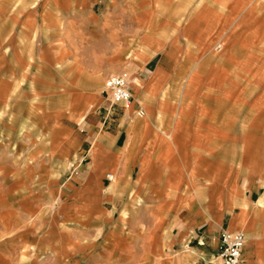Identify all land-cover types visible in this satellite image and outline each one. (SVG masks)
<instances>
[{"label":"crops","instance_id":"1","mask_svg":"<svg viewBox=\"0 0 264 264\" xmlns=\"http://www.w3.org/2000/svg\"><path fill=\"white\" fill-rule=\"evenodd\" d=\"M194 1L44 0L39 14L38 3L28 8L32 19L22 20V32L27 34L34 24L57 41L50 46L53 57L39 51L42 66L60 69L67 64L73 74L92 75L94 81L121 74L127 67L135 72L134 101L112 120L121 128L116 140L104 130L109 114L104 119L81 114L77 121L68 117L70 104L79 101L75 92L65 112L48 115L44 121L46 133L57 123L59 138L69 141L57 146L52 140L56 134L48 133L49 156L38 169L45 173L67 159H77L81 152L86 153L81 163L89 159V172L71 176L66 191H60L75 200L53 214L62 224L80 216L110 220L115 211L106 202L121 201L120 228L126 225L131 232L143 229L148 234L144 228L153 233L159 226L156 220H161L158 230L169 242L198 233L208 243V248L198 249L211 248V254L223 230L242 231L251 239L242 263L255 264V248L257 254L264 249V0H197L195 6ZM45 7L64 18L65 33L57 30L52 18L45 22ZM11 21H0V106L10 98L14 59L21 65L25 60L23 54L14 53ZM145 39L158 42V51L147 50L139 57L136 49L134 60L127 64L126 41L142 44ZM65 46L67 52L60 53ZM208 57L213 58L211 66ZM177 90L180 102L175 100ZM90 100L99 108L106 102L110 105L103 90L86 100L88 104ZM139 107L146 110L144 117L136 114ZM106 171L111 172L103 178ZM109 173L114 175L112 181L107 179ZM224 187L228 189L222 193ZM60 193L55 197H64ZM221 201L227 207L220 219L211 220L216 208L212 203ZM103 227L96 232H103ZM106 232L112 238H106L105 248H119L121 241L113 239L114 232ZM170 233L176 238L170 240ZM93 234L75 237L87 241L78 253L88 258L100 250ZM118 234L125 235L124 230ZM162 239L154 237L151 243L159 248ZM60 244V255H69V247Z\"/></svg>","mask_w":264,"mask_h":264},{"label":"rangeland","instance_id":"2","mask_svg":"<svg viewBox=\"0 0 264 264\" xmlns=\"http://www.w3.org/2000/svg\"><path fill=\"white\" fill-rule=\"evenodd\" d=\"M196 2L197 0L192 5L195 6ZM34 3V6L38 3L36 10L39 14L44 0H0V21L13 19L11 23L14 25L11 28L13 29L14 53L15 55L23 54L25 58L23 65L14 59L15 71L9 76L12 83L10 98L0 106V264H206L205 260L209 259L211 248L201 251L198 247H194L192 251H187L182 246L187 237L175 244L174 241L169 242V239L161 234V230H158L162 224L161 220H156L159 226L154 228L153 233L149 228L143 227L144 230H149L148 234L144 231L147 235L143 234V229L139 233H135L131 232L129 226L118 227L120 211L123 209L121 201L110 204L106 202V207L115 211V214H111L112 219L110 220L99 217L94 221L92 218L80 216L72 222L62 224V222L53 219V214L62 205H71L75 202L71 199L74 197L63 195L60 191L66 189V184L71 176L75 177L89 172L87 170L89 159L86 157L81 163V159L86 156V153L81 152L77 155V159L74 157L71 160L67 159L66 163H60L54 169L45 170V173L38 169V164L44 160L47 161L49 156L46 154L48 150L46 147L49 146L48 133L56 134L57 137L52 140L56 141L57 146L60 142L65 145V141L67 143L69 141L66 140L67 137L59 138L57 123L51 125L46 133L45 118L57 112H65L69 108L68 103L72 100L74 93L79 92V101L77 103L73 101L70 104L72 108L68 112V117L77 121V115L82 114L84 117L90 115L91 117L99 114L104 119L110 112L104 130L112 139L116 140L121 128L112 120L123 114L125 108L117 105L109 109L110 105L107 102L99 108L93 106L91 100L89 104L86 101L100 95L105 81L114 75L101 81H94L92 75L73 74L67 64H63L60 69L42 66L39 51L41 50V56L49 55L48 52L57 41H55L54 35L48 36L39 32L38 26H34V24H31L29 30L26 28L29 31L27 34L22 32L21 22L23 19H32L27 10ZM33 12L34 10H31L32 14ZM96 12L100 14V11ZM35 14L36 12H34V16ZM56 14L58 16H55L46 7L42 11L45 22H50L49 19L52 18L51 21L57 30L65 33V20L58 12ZM177 44L179 47L183 45L181 42H177ZM136 49H139L137 56L142 57V53H146L147 50L157 52L159 47L158 42L153 40H146L142 44L141 42L126 41L127 64L134 60ZM66 50L68 48L65 46L60 53L63 51L66 53ZM53 55L50 53L51 57ZM139 57L136 59L144 60ZM207 60L208 66L214 63L213 58L208 57ZM123 73L131 77L135 76V72L129 70L128 67L121 74ZM175 94L177 96L175 100L180 102L181 91L177 90ZM7 102L8 104H6ZM84 104L86 107L81 110ZM83 116L80 120L84 118ZM62 145L60 147L63 151L65 147ZM57 148L55 149L57 150ZM79 165L80 167H77ZM108 172L111 171H106L103 178ZM105 182L106 185L109 184L107 180ZM227 189L224 187L222 193ZM57 193L64 197L56 198ZM114 194L117 197L119 191H115ZM214 204H216V208L213 212L214 217H210L211 220L220 219L222 212L227 207L225 201L212 203V205ZM196 205L197 203H194V206ZM99 226H104V233L96 232ZM120 229L124 230L125 235L118 234ZM109 230L114 232L113 239L121 241L120 243L117 241L119 248H105V240L110 236L106 234V231ZM82 233H94L93 239H98L97 245L100 250L94 251L95 253L89 258L78 253L79 250H83L81 246L87 242L76 241L75 237ZM154 237L163 238L159 248L153 242L151 243V239ZM169 237L170 240L172 237L175 239L176 235L170 233ZM68 238L73 240L70 242ZM111 238L112 236H110ZM249 239L248 237L247 244L250 242ZM60 243L69 247V255H60L62 253L57 250ZM255 251V264H264V249L261 254H257L256 248Z\"/></svg>","mask_w":264,"mask_h":264},{"label":"built area","instance_id":"3","mask_svg":"<svg viewBox=\"0 0 264 264\" xmlns=\"http://www.w3.org/2000/svg\"><path fill=\"white\" fill-rule=\"evenodd\" d=\"M103 93L110 96L109 109L117 105L127 109L134 101L131 90V76L123 73L109 77L105 81ZM136 114L139 117H144L146 110L143 107H139ZM107 179L112 181L113 175L107 174ZM247 240L246 233L242 231L230 232L223 230L220 233L216 251L209 256L208 260H205L206 264H241ZM207 245V240L203 235L191 233L184 247L190 251L193 247L203 248Z\"/></svg>","mask_w":264,"mask_h":264},{"label":"bare ground","instance_id":"4","mask_svg":"<svg viewBox=\"0 0 264 264\" xmlns=\"http://www.w3.org/2000/svg\"><path fill=\"white\" fill-rule=\"evenodd\" d=\"M131 107V106H130ZM129 108V107H128ZM110 174H112V173H110ZM113 175V174H112ZM113 179H114V175H113Z\"/></svg>","mask_w":264,"mask_h":264}]
</instances>
